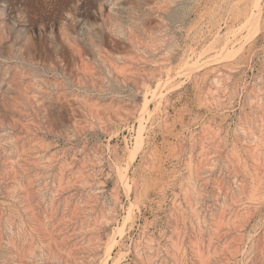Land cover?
I'll use <instances>...</instances> for the list:
<instances>
[{
    "label": "rangeland",
    "instance_id": "374dc122",
    "mask_svg": "<svg viewBox=\"0 0 264 264\" xmlns=\"http://www.w3.org/2000/svg\"><path fill=\"white\" fill-rule=\"evenodd\" d=\"M0 264H264V0H0Z\"/></svg>",
    "mask_w": 264,
    "mask_h": 264
},
{
    "label": "bare ground",
    "instance_id": "6f19581e",
    "mask_svg": "<svg viewBox=\"0 0 264 264\" xmlns=\"http://www.w3.org/2000/svg\"><path fill=\"white\" fill-rule=\"evenodd\" d=\"M234 38V37H233ZM223 45V44H222ZM230 45V44H229ZM222 47V46H221ZM227 48V47H226ZM224 50V49H223ZM223 53V52H222ZM107 256V255H106Z\"/></svg>",
    "mask_w": 264,
    "mask_h": 264
}]
</instances>
